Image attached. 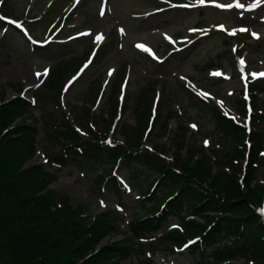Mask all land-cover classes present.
Listing matches in <instances>:
<instances>
[{
    "label": "rangeland",
    "instance_id": "1",
    "mask_svg": "<svg viewBox=\"0 0 264 264\" xmlns=\"http://www.w3.org/2000/svg\"><path fill=\"white\" fill-rule=\"evenodd\" d=\"M76 1L0 0V30L5 27L0 32V107H5L0 115H17L4 134L23 132L7 141L27 146L17 161L18 174L12 175L14 183L8 177L12 169L4 165L0 153V197H15L18 190L26 191V197L36 188L48 190L46 199L64 212L42 225L52 229L57 241L49 264H87L74 248L98 239L90 264H264L263 255L228 253L218 260L205 256L194 262L189 251L176 256L164 250L173 248V230L185 234L183 220L189 228L193 226L189 221L202 222L190 212L184 219L170 217L158 230L131 234L132 214L145 212L137 209L138 193L126 187L119 194L97 187L96 173L55 157L65 155L63 146L73 134L128 142L195 173L228 201L233 199L231 189L238 194L237 201L243 197L261 215L264 0L251 9L248 6L257 0ZM217 2L233 7H219ZM237 3L245 7L238 8ZM184 4L194 6H179ZM3 16L17 20L28 33ZM99 34L102 39L96 41ZM13 64L22 66L33 82L28 84L16 73L7 75L2 68ZM215 160L231 166L216 165ZM48 175L54 176L50 183ZM15 199L12 196L0 210L5 217L20 209ZM5 222L0 217V264H13L5 239L12 225L5 227ZM107 252L115 259L110 260Z\"/></svg>",
    "mask_w": 264,
    "mask_h": 264
},
{
    "label": "trees",
    "instance_id": "2",
    "mask_svg": "<svg viewBox=\"0 0 264 264\" xmlns=\"http://www.w3.org/2000/svg\"><path fill=\"white\" fill-rule=\"evenodd\" d=\"M192 97L199 101L197 96L192 95ZM22 102L30 105L25 100ZM2 109H5L4 105L0 107V110ZM7 109L11 112L10 108ZM209 113L212 115L213 111ZM214 116L218 115L214 114ZM16 117L15 114L0 115V153L2 160L4 159V165L12 169L8 177L13 183L17 181L12 175L18 174L16 169L19 166V158L27 150V146L21 141L18 143H15V140L7 141L12 135L20 136L23 132L12 131L8 136L4 134ZM220 118L226 119L224 116ZM216 128L221 133V128ZM232 129L238 131V128ZM67 130L70 131L68 128ZM236 134L238 135V132ZM78 136L73 134L71 141L63 146L65 155L59 153L55 157L60 158L59 162L88 169L93 175L96 173L94 181L98 183L97 187L107 186L112 192L119 194L120 190L123 191L126 186L130 192L138 193L137 209H143L145 212L141 215L137 212L132 214L129 221L131 234L141 236L158 230L170 217L184 219L185 214L190 212V214L201 216L202 222L189 221L193 225L189 228L188 221L183 220L185 234L173 230L175 234L170 243L173 244V248L164 246V250L167 249L172 254H182L178 252V249H181L185 240L190 239L193 243L188 244L186 252L191 253L194 262H200V259L205 256L218 260L228 253H234L240 257L245 253L253 257L264 256L263 217L249 208V203L243 200V197L240 196L242 200L237 201L239 196L231 189L233 199L228 201L222 198L219 192L217 193L215 186L199 178L195 173L177 166L173 161L165 159L159 153L148 149L132 148L133 145L128 142L122 144L106 138L101 140L94 135L91 136L94 138L89 139H83L81 136L78 138ZM214 150L210 151L213 156H215ZM17 161H19L18 164ZM214 163L224 164L227 168L231 166L226 161L220 163L219 160H215ZM253 164L257 165V160H253ZM253 169L254 167L249 171L251 177L254 175ZM97 173H99L98 178H96ZM48 177L47 183H50L54 176L48 175ZM5 184L9 185V181ZM11 187H14V184ZM231 187L235 189L233 184ZM33 189H35L34 186ZM47 193L48 190L43 187L36 188L35 193L28 195L29 197H26L24 190H18L15 197L14 194H10L7 198L5 194L7 200L0 197L2 199L0 210L8 206L12 196L21 204L20 209L14 208L15 211L10 213L9 217H5V214L0 212V217L7 220L3 225L5 227L10 223L12 225L11 228L6 229L5 239L9 240L7 246L13 264H49L50 260L47 258L55 255L58 250L52 229L42 225L50 218L57 220L64 212L61 208H53L49 198L46 199ZM213 210L217 211L216 216L207 215ZM26 229L28 232L25 231ZM98 240H91L74 248L79 258L85 263L90 264L89 261L93 256L91 250L96 247ZM117 249L119 248H114V250ZM107 255L110 260L115 259V255L111 252H107Z\"/></svg>",
    "mask_w": 264,
    "mask_h": 264
},
{
    "label": "snow or ice",
    "instance_id": "3",
    "mask_svg": "<svg viewBox=\"0 0 264 264\" xmlns=\"http://www.w3.org/2000/svg\"><path fill=\"white\" fill-rule=\"evenodd\" d=\"M198 3H199V4H204V3H205V0H198ZM259 3H260V0H257L256 3L251 4V5H249L248 7H249L250 9H251V8H255V7L258 6ZM179 6H181V7H193L194 5H191V4H184V5H179ZM235 6L238 7V8H244V7H245V5H243L242 3H237ZM219 7H228V8H231V7H233V5H231V4H229V5H219ZM102 14H103V13H102ZM14 23H15V22H14ZM121 31H123V29H121ZM190 31H197V30H196V29H191ZM240 31H246V29L241 28ZM231 34H235V31H233ZM254 35H255V34H254ZM96 39H97V40H101V39H102V36H97ZM169 39H170V38H169ZM137 47H139V48H144L145 50H149V49H147L146 46H144V45H137ZM241 63H243V61H241ZM46 74H47V69H45V72H44V75H46ZM37 75H40V74L38 73ZM260 75H264V73H261ZM204 95H207V93H205ZM193 127H195V125H193ZM108 143H111V141H108ZM205 143L207 144V141H206ZM259 212H260V214H261L262 216H264V206L261 207V209L259 210ZM189 243H193V242L190 241ZM187 246H188V245H185V247H187Z\"/></svg>",
    "mask_w": 264,
    "mask_h": 264
},
{
    "label": "bare ground",
    "instance_id": "4",
    "mask_svg": "<svg viewBox=\"0 0 264 264\" xmlns=\"http://www.w3.org/2000/svg\"><path fill=\"white\" fill-rule=\"evenodd\" d=\"M98 36H101V34H99ZM96 41H97V39H96ZM2 69L5 70V71L7 72V75L16 73L17 76L26 79V80L28 81V84L31 83V82H33V81H32V77H33V76L30 75L28 72H25L24 69H23V67L20 66L19 64H13V65H11L10 67H3ZM185 71H187V70H185ZM110 74H111V73H110ZM110 74H108V75L106 76V81L110 78ZM73 186H75L76 189H77V187H78V186H77V183H76L75 185H73ZM85 191H86V190L83 188V191L81 192V193H82V196H84V197L87 196V195L85 194Z\"/></svg>",
    "mask_w": 264,
    "mask_h": 264
}]
</instances>
